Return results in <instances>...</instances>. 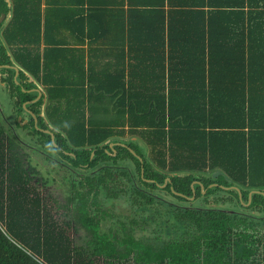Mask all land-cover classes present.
<instances>
[{
	"label": "trees",
	"instance_id": "16d2710c",
	"mask_svg": "<svg viewBox=\"0 0 264 264\" xmlns=\"http://www.w3.org/2000/svg\"><path fill=\"white\" fill-rule=\"evenodd\" d=\"M2 14L1 80L14 115L37 117L14 123L50 165L25 164L0 120V264H264V0H0ZM54 171L63 204L32 183Z\"/></svg>",
	"mask_w": 264,
	"mask_h": 264
},
{
	"label": "rangeland",
	"instance_id": "374dc122",
	"mask_svg": "<svg viewBox=\"0 0 264 264\" xmlns=\"http://www.w3.org/2000/svg\"><path fill=\"white\" fill-rule=\"evenodd\" d=\"M17 82V81H15ZM9 93L2 87V83L0 82V120L4 121L7 126L10 128H15L16 132L21 136L19 137V143H15L16 148L19 150V152L23 155L22 160L25 164H27L28 159H31V162L36 166L37 169H39V174L44 173L47 171L50 163L49 161H42L44 158H42V154L40 151L32 144H28L25 140L30 141L29 135L30 134H22L20 132V129L15 126V120H11V115L8 114L9 107L12 106L11 102L9 101ZM4 115L8 118L9 122H5ZM19 116V115H18ZM18 117H15L17 119ZM24 118V120H23ZM10 120L13 122H10ZM20 121V124H23L24 122L28 121V118L26 115L21 114L18 118ZM23 137V138H22ZM39 174H36L34 177H32V183L40 190V192L43 195H48L47 198H54L59 203L63 204L65 202V196H66V183L62 180V177L57 173V171H54L53 174L55 176V179L51 183H43L39 180ZM210 202L213 203V200ZM115 209L117 212L120 211H129L127 210L126 204L119 200L117 204L115 205ZM84 230L78 229V231L75 233L76 237H79L84 234Z\"/></svg>",
	"mask_w": 264,
	"mask_h": 264
},
{
	"label": "flooded vegetation",
	"instance_id": "af4514ba",
	"mask_svg": "<svg viewBox=\"0 0 264 264\" xmlns=\"http://www.w3.org/2000/svg\"><path fill=\"white\" fill-rule=\"evenodd\" d=\"M5 19H6V17H4V14H3V16L0 17V20H4V21H5ZM0 67H1V66H0ZM17 75H18V72H17V74H14V77H16ZM2 76H5V73L1 72V70H0V82L2 83V87L7 91V87L5 86V82L1 80V77H2ZM29 79L32 80V78H30V77H29ZM35 88H40V89H41V87H40L39 85L36 86ZM35 88H32L31 90H34ZM35 90H36V89H35ZM41 91H42V94H41L38 98H40V97L43 95V92H44V91H43L42 89H41ZM38 98H37V96H36V98L32 99L31 101L34 102V101L37 100ZM42 98L45 99L44 96H43ZM14 99L16 100V97H15ZM9 101L11 102V101H13V100L9 99ZM11 104H12V106L9 107V112H8V114H9V115L12 114V115H11V120L14 119V120H16V121H19L18 118L20 117L21 114H16V115H14V114H15L14 112H16L17 109H16L15 105L13 104V102H11ZM22 106L24 107V106H25V103H23ZM42 106H43V104H41V107H40V108H41V109H40V113H39L40 115L42 114ZM0 111H1V110H0ZM31 113L36 117V114L33 113L29 108L24 107V111L22 112V114L26 115L27 118H28V114H30V115L33 117V119H34V116H33ZM18 115H19V116H18ZM3 116H4V114H3ZM15 117H18V118L15 119ZM11 120H10V122H12ZM23 120H24V118H23ZM7 122H9V120H7ZM12 123H13V122H12ZM24 123H27V121L24 122ZM24 123H23V124H24ZM19 124H20V121H19ZM23 124H20V125L22 126ZM34 124H35V125L37 124V117H36V121H34ZM43 130L45 131V130H50V129H43ZM46 132H47V131H46Z\"/></svg>",
	"mask_w": 264,
	"mask_h": 264
},
{
	"label": "water",
	"instance_id": "95a60500",
	"mask_svg": "<svg viewBox=\"0 0 264 264\" xmlns=\"http://www.w3.org/2000/svg\"><path fill=\"white\" fill-rule=\"evenodd\" d=\"M2 16H3V14H2ZM6 66H9V65H6ZM11 67H13L14 68V70H15V74H17V72H18V70H19V67L18 66H16V65H10ZM31 78V77H30ZM36 89V91H37V98L42 94V91H41V89L40 88H35ZM32 114V113H31ZM33 115V114H32ZM34 116V115H33ZM34 121H36V117L34 116ZM45 131H47V132H49L50 134H51V137H53V133H52V131H49V130H45ZM110 145H112V143H110ZM196 181V180H195ZM211 185H216V183H212V184H210L209 186H211ZM220 187H222V188H230V187H235V186H224V185H220ZM238 190V192H239V189H237ZM202 193H204L205 192V189H203L202 188ZM252 191H256V192H262L261 190H256V189H254V190H252ZM175 193H178V192H176V191H174ZM188 198H193V196H189Z\"/></svg>",
	"mask_w": 264,
	"mask_h": 264
},
{
	"label": "crops",
	"instance_id": "0c3cea01",
	"mask_svg": "<svg viewBox=\"0 0 264 264\" xmlns=\"http://www.w3.org/2000/svg\"><path fill=\"white\" fill-rule=\"evenodd\" d=\"M76 4H79V3H76ZM42 5L44 6V1H43ZM74 7H78V8H80L81 5H80V4H79V5H74ZM79 29H80V27H79ZM80 30H81V29H80ZM125 30H126L125 27L122 26V29H118L117 33H118V34H122V33H124ZM84 31H86V28H84ZM64 35H66V34H64ZM42 46H43V45H42ZM74 46H79V47L83 46V47H84V46H86V43L83 44V45H81V44H74Z\"/></svg>",
	"mask_w": 264,
	"mask_h": 264
}]
</instances>
